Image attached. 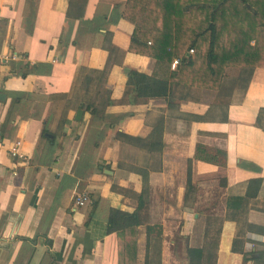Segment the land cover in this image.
<instances>
[{
    "label": "crops",
    "instance_id": "1",
    "mask_svg": "<svg viewBox=\"0 0 264 264\" xmlns=\"http://www.w3.org/2000/svg\"><path fill=\"white\" fill-rule=\"evenodd\" d=\"M126 1L0 0V264H117L110 209L138 215L129 264H252L262 249L264 69L163 94L155 61L129 51ZM197 145L225 156L194 160Z\"/></svg>",
    "mask_w": 264,
    "mask_h": 264
},
{
    "label": "trees",
    "instance_id": "2",
    "mask_svg": "<svg viewBox=\"0 0 264 264\" xmlns=\"http://www.w3.org/2000/svg\"><path fill=\"white\" fill-rule=\"evenodd\" d=\"M85 2L76 0L80 11ZM122 17L134 26L129 51L155 61L150 78L162 87L163 94L166 84L168 94L173 85L219 90L225 68L264 69V0H127ZM173 60L177 64L171 71ZM138 78L148 79L142 75ZM117 138L134 143L121 134ZM138 147L148 148L146 143ZM224 156L219 151L209 155L197 145L193 159L218 164L219 157ZM190 163L189 160L186 170L187 191L191 188ZM259 186V179L249 180L245 196H255ZM138 224L136 212L108 211L106 233L115 236L117 264H129L127 259L134 257ZM187 255L197 260L200 251L187 249ZM242 259L264 264V244L260 251L243 254Z\"/></svg>",
    "mask_w": 264,
    "mask_h": 264
},
{
    "label": "built area",
    "instance_id": "3",
    "mask_svg": "<svg viewBox=\"0 0 264 264\" xmlns=\"http://www.w3.org/2000/svg\"><path fill=\"white\" fill-rule=\"evenodd\" d=\"M192 51L189 50V54L191 53ZM177 64V61L176 60H173L171 62V68H173L175 65ZM19 141H16L14 142L8 149H7V153L8 155L13 158V157H20L19 154H18V147H19ZM72 202H73V207L74 208H80V207H83L87 204H91V201L89 199V197H87V195L83 194V195H74L73 199H72Z\"/></svg>",
    "mask_w": 264,
    "mask_h": 264
},
{
    "label": "rangeland",
    "instance_id": "4",
    "mask_svg": "<svg viewBox=\"0 0 264 264\" xmlns=\"http://www.w3.org/2000/svg\"><path fill=\"white\" fill-rule=\"evenodd\" d=\"M241 70H238V69H236V68H234V69H230L229 70V81L232 83L231 85H234V82H235V84H237V83H239L238 82V74H239V72H240ZM234 81V82H233ZM237 81V82H236Z\"/></svg>",
    "mask_w": 264,
    "mask_h": 264
},
{
    "label": "water",
    "instance_id": "5",
    "mask_svg": "<svg viewBox=\"0 0 264 264\" xmlns=\"http://www.w3.org/2000/svg\"><path fill=\"white\" fill-rule=\"evenodd\" d=\"M80 116H81V111L78 110V111L75 113V120H78Z\"/></svg>",
    "mask_w": 264,
    "mask_h": 264
}]
</instances>
